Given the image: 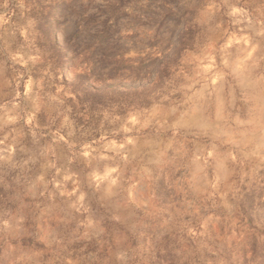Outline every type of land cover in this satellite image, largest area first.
Wrapping results in <instances>:
<instances>
[{
  "label": "rangeland",
  "instance_id": "1",
  "mask_svg": "<svg viewBox=\"0 0 264 264\" xmlns=\"http://www.w3.org/2000/svg\"><path fill=\"white\" fill-rule=\"evenodd\" d=\"M0 264H264V0H0Z\"/></svg>",
  "mask_w": 264,
  "mask_h": 264
}]
</instances>
